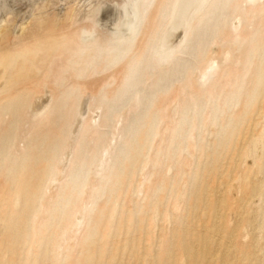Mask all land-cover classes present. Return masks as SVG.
Returning <instances> with one entry per match:
<instances>
[{"label": "bare ground", "instance_id": "obj_1", "mask_svg": "<svg viewBox=\"0 0 264 264\" xmlns=\"http://www.w3.org/2000/svg\"><path fill=\"white\" fill-rule=\"evenodd\" d=\"M186 1L138 0L129 36L115 42L80 38L77 25L94 20L90 12L80 19L81 2L59 23L52 15L33 28L23 23L15 39L0 31V260L29 262L36 254L37 262L112 264L120 250L112 232L125 231L129 250L139 253L145 213L151 231L168 196L164 219L190 225L175 228L173 247L169 234L159 235L153 264H264V156L255 157L264 149V0H198L178 39L164 46L175 10ZM214 46L222 48L218 60L210 57ZM90 97L99 98L102 119L77 120L72 147L74 112ZM123 110L133 113L123 117ZM198 131L213 136L207 146L214 152L205 154L207 138ZM152 148L141 165L149 172L137 184L135 165ZM222 152H231L230 177L219 179ZM207 158L196 187L190 168L195 162L200 169ZM134 189L143 196L137 205ZM194 189L206 202L195 223ZM185 202L194 213H180ZM153 237L144 238L147 256Z\"/></svg>", "mask_w": 264, "mask_h": 264}, {"label": "rangeland", "instance_id": "obj_2", "mask_svg": "<svg viewBox=\"0 0 264 264\" xmlns=\"http://www.w3.org/2000/svg\"><path fill=\"white\" fill-rule=\"evenodd\" d=\"M79 1V2H78ZM84 1V2H83ZM33 0V2L30 4V7L27 9V11L25 12V14L23 15V17L20 19L21 21L17 24V26L16 27H11V28H9V29H0V31L1 30H6V31H4L5 33H4V35L5 36H7L10 40H11V38L12 39H15V37L17 38L18 37V33L19 32H21L22 31V29L23 28H25L24 26H29L30 28L32 27H34L35 25H37V24H41V23H45L46 22V20H48V16H51V19H53V20H55V19H58V20H56L58 23H59V21L61 22L62 21V19H64V18H66L65 16L67 15V14H69V12H70V9H69V7H71V6H74L75 8L77 7V5L78 4H80V2H81V4H83V6L82 5H80V7H79V5H78V7L76 8L77 9V13H79V12H81V13H79V16H81L80 17V19H82V16L84 17L85 16V13L86 12H90L89 13V16H88V18H90V20H92V19H94L93 20V22H91V23H88V24H90V26H88V24L86 23V22H81V24L79 23V25H77V28H78V33H79V36H80V38L82 39V37H83V41H87V40H91V39H93L92 37H94V39L95 38H97V37H99V36H103V38H105V39H107L108 41H112V42H115V41H118V40H121V39H124V38H126V37H123V36H129V33L131 32V29H132V25H129V24H132V20H134V17L133 16H135V15H133L135 12H136V5L138 4V0H135L134 2H132L133 0ZM181 2L183 3L184 2V0L182 1L181 0ZM180 2V3H181ZM187 3H185L186 5H182V8H181V6H179V7H177L176 8V13L174 14V17H173V20L171 21V23H170V25H169V27H168V29H167V33H166V40L163 42V44H164V46H171L172 44H174L175 43V41L178 39V36L181 34V30H182V28H183V26H184V24L186 23V21L190 18V14H192V11H194V8L197 6V4L200 2V1H198V0H187L186 1ZM135 5H134V4ZM63 4V5H62ZM74 4V5H73ZM133 4V5H132ZM45 5V6H44ZM130 5V6H129ZM32 6V7H31ZM67 6V7H66ZM79 8H80V10H79ZM134 9V10H133ZM183 9V10H182ZM132 10V11H131ZM182 10V11H181ZM185 10V11H184ZM56 11V12H55ZM84 11V12H83ZM125 11V12H124ZM134 11V12H133ZM65 12H66V14H65ZM68 12V13H67ZM83 12V13H82ZM186 12V13H185ZM38 13V14H37ZM130 13V14H129ZM131 13H133V14H131ZM82 14V15H81ZM136 14V13H135ZM183 14V15H182ZM187 15V16H186ZM39 16V17H38ZM60 16V17H59ZM63 16V17H62ZM131 18H130V17ZM176 16V17H175ZM127 17V18H126ZM39 18V19H38ZM130 19H131V21H130ZM39 22H38V21ZM129 20V21H128ZM24 21V22H23ZM30 21H32L31 23H30ZM42 21V22H41ZM96 21V22H95ZM37 22V23H36ZM176 22H177V24H176ZM23 23H25V24H23ZM32 23H33V25H32ZM36 23V24H35ZM85 23V24H84ZM22 26H21V25ZM82 25H84L83 27H82ZM173 25V26H172ZM40 26V25H39ZM78 26H81V27H78ZM95 26V27H94ZM131 26V27H130ZM19 27H22V28H19ZM106 27V28H105ZM110 27V28H109ZM129 27V28H128ZM174 27V28H173ZM82 28V29H81ZM91 28H93V29H91ZM131 28V29H130ZM173 28V29H172ZM18 29H21L20 31L18 30ZM87 29V30H86ZM118 29V30H117ZM120 29V30H119ZM175 29V30H174ZM17 30H18V32H17ZM97 30V31H96ZM26 31V29L24 30V33H26L25 32ZM127 31H129V32H127ZM14 32H16V34H14ZM82 33V34H81ZM125 33V34H124ZM126 33H127V35H126ZM124 34V35H123ZM81 35H83V36H81ZM97 35V36H96ZM123 35V36H122ZM168 35H170V36H168ZM118 36V37H117ZM88 37V38H87ZM121 37H123V38H121ZM112 38V39H111ZM87 39V40H86ZM172 43V44H171ZM222 48H220V47H218V46H214V47H212L211 48V51H210V57H212V59H214V60H218V59H216V58H218L217 56H219V55H221V50ZM224 49V48H223ZM213 51V52H212ZM219 52H220V54H219ZM219 54V55H218ZM219 58H220V56H219ZM195 76L197 75V72L194 74ZM102 76V75H101ZM100 76V77H101ZM198 76V75H197ZM86 98H83L82 99V101H80L78 104L79 105H77V107H76V110H75V112H74V117H73V126L71 127V129L69 130V133H68V138H71V136L72 135H74V136H72V138L70 139V146H72L73 147V144H74V142L78 139L77 137L79 136L78 135V133L80 132V129H81V124L79 123V125H77L78 123H76V122H78L77 120H79L80 122L81 121H84V120H87V118H88V120H90L91 122H93V124H98L100 121H101V119H102V115H103V111H99L98 112V110H97V104H98V102L100 101L99 100V98H97V97H94V98H92V97H90V98H88L86 101ZM89 101V102H88ZM51 103V101H49V103L47 104V106L46 107H48L49 106V104ZM81 103V104H80ZM83 105V106H82ZM79 106H80V108H79ZM80 109V110H79ZM84 110H85V113H83L84 112ZM97 110V111H96ZM96 111V112H95ZM124 111V112H123ZM122 111V113H121V115H123V117H127V115H126V112L128 113L129 111H127V110H123ZM126 111V112H125ZM81 113H83L82 115H84L83 117L82 116H80L79 114H81ZM131 113V114H130ZM132 113H133V111L132 112H129L128 113V116H131L132 115ZM29 115L30 116H35L36 117V115H34L33 113H32V111H30L29 112ZM78 115H79V117H78ZM101 115V116H100ZM82 117V118H81ZM95 117V118H94ZM123 117L121 118L122 120H123ZM92 118V119H91ZM94 121H96V122H94ZM121 121V120H120ZM116 122V121H115ZM115 122H112V127H115ZM114 125V126H113ZM111 127V128H112ZM28 128V125H26L25 126V129H27ZM113 129V128H112ZM112 129L110 130V129H105V131L106 132H109L108 130H110V131H112ZM74 131H75V133H74ZM199 132V131H198ZM80 134V133H79ZM199 134H200V132H199ZM196 135H198V133H196ZM204 135V136H203ZM207 137H206V136ZM202 136H203V138H207V140L206 141H204V149H205V154H208V153H212V151H213V149L212 148H210V147H208L207 146V143L209 144V143H211V142H209L210 140L212 141L213 140V136L212 135H209V134H200V136L198 135V138H200V139H203L202 138ZM236 139H240L239 137L237 138V136H236ZM236 139H235V137H233L232 138V141H234V142H237L236 141ZM154 140H156V138L154 139ZM241 140V139H240ZM239 140V141H240ZM158 142V140H156V142L155 141H153V144H154V146H156V144L155 143H157ZM114 146V144L112 145V147ZM205 146H207V147H205ZM233 146L235 147L236 145L234 144H232L231 145V147L230 148H232L233 149ZM116 147V146H115ZM237 147H239V146H236V148ZM258 148V147H257ZM199 150L200 149H197L196 151H195V156L197 157V156H199L200 155V152H199ZM150 151V152H149ZM198 151V152H197ZM230 151V150H229ZM196 152H197V154H196ZM214 152V151H213ZM150 153V154H149ZM199 153V154H198ZM225 154H226V156H225ZM229 154H231V152L229 153V152H222V154H220L219 155V157L221 158H219L218 159V162H217V164H218V173H219V175L221 174L222 176H220V177H218L219 179L221 178V179H223L224 177L226 178V176H228V178L230 177L229 175H228V172L226 171V167H227V163L230 161L229 159H227V158H230L231 159V157H228L229 156ZM151 155H153V148H152V151H151V149H149L148 150V152H145V154L142 156L143 158H141V159H139L138 160V162H137V164L138 163H140L139 165V167H138V165L136 164L135 166H136V168H137V170H136V173H135V181H136V183L137 184H139L140 182H143V180H141V178L142 179H144L146 176H147V173L149 172V168L148 169H145V168H142L141 167V165L142 166H144V162L142 161V159L145 161V159L146 158H149ZM149 156V157H148ZM263 157L264 156V149H262V148H258L256 151H255V157ZM206 160H209V158H207V159H205L204 160V165L203 166H200V169L198 168V167H196V166H198V164L196 165V163L195 162H193V166L190 168V172H189V179H190V182L193 180V178H194V175H196V178H199L198 179V182H196L195 181V178H194V181H195V186L196 187H198L199 186V184H200V182H201V176H202V173H204V171H205V166H207L208 165V162L209 161H207L206 162ZM219 160H220V162H219ZM223 160H225V162H223ZM248 160V161H247ZM246 160V163L248 164V165H252L253 163H252V159L251 158H248ZM142 161V162H141ZM223 162V163H222ZM207 165H206V164ZM220 163H222L223 165H224V168L222 167L223 165L222 164H220ZM58 164L60 165V166H63L64 164H65V160H64V158L62 159H59V162H58ZM196 165V166H195ZM220 168H222V169H220ZM144 169V170H143ZM197 169H198V171H197ZM202 169V171H199V170H201ZM97 170V169H96ZM95 170V171H96ZM197 173H196V172ZM222 171H225V172H222ZM192 172V173H191ZM201 174H200V173ZM220 172H222V173H220ZM146 174V175H145ZM145 175V176H144ZM224 175V176H223ZM199 176V177H198ZM140 177V181H138V178ZM218 178L216 179V180H218ZM201 179V180H200ZM194 183V182H193ZM197 184V185H196ZM52 185H54V186H52ZM212 185V184H211ZM214 185V186H213ZM212 186L213 187H215V188H213V189H215V191H219V192H221V190H222V187H219V188H217L216 186V184H213ZM48 186H49V188L51 189V190H54V189H56V187L58 186V183H53V182H51V183H49L48 184ZM194 186V185H193ZM211 186V187H212ZM52 187V188H51ZM196 189V188H195ZM194 189V191H193V194H194V192L196 191ZM211 189V188H210ZM190 191H191V189H190ZM210 191V190H209ZM126 192V191H125ZM131 192V195L133 196V204H135L136 203V205L137 204H139L143 199H142V195H139V194H136L135 193V189L134 190H131L130 191ZM210 192H212V191H210ZM215 193V192H214ZM214 193H212L213 195H214ZM156 197L151 201L152 203H154V202H156V201H158L159 200V195H155ZM103 197H104V195H103ZM167 197L168 196H166L165 197V199H163L162 200V203L158 206V210H159V213H158V211H157V213H156V215L154 216V222H153V225H155L154 226V228L153 229H151V231H147L148 230V222H149V220H150V215H151V213H145V215H144V217L143 218H145V219H143L142 220V224H143V228H142V232H141V235H142V243H141V245H143V246H141V248L138 250V252L139 253H137L136 251H135V253L134 252H132V251H130L129 249V247H130V243H128V241H129V238H130V235H128V236H126L125 235V231H123V233H120V235L118 234V235H116V236H114V232H112L113 233V235H112V233H111V235L113 236L112 237V239H113V241L115 242L114 244L116 245V246H118L119 248H120V250L116 253V254H118V255H116V258L117 259H115L114 258V260H112L113 261V263L112 264H144V263H146V264H151V262H152V264H153V261L154 260H152V259H155L156 257H158V256H156L157 254H158V248H160L159 246H160V243H161V240H160V237L161 236H159V235H162V233H167V234H169L170 235V237H171V242H172V244H171V246L173 247V245L175 244V242H176V240H175V238H174V236L172 237V234L177 230V229H175V228H178V227H180V226H182L183 228H187V227H189V225L190 224H188V223H186V221H184V219L182 218V219H180V225L179 226H177V224H172V221H171V217L169 216L168 217V219H164V214L166 213V211H168V209H167V207H168V203L167 202H169L168 200H167ZM197 195H193V196H191V198L193 199L192 201H196V203H199V205L201 206H198V208L196 209V210H194V212H192L190 209L188 210V207H187V205L188 204H186V202H185V204L183 203V205L180 207V213L182 214V211H183V214L182 215H187L188 213H189V211H191L192 213H194L193 214V217H194V220H193V222L195 221V219L197 218V217H199V216H201L202 217V214H205V209H204V205H205V200L204 199H202V200H199V198L197 199ZM113 199V200H112ZM155 199H156V201H155ZM196 199V200H195ZM213 199V198H212ZM112 200V202H114L115 200H116V198L115 197H111V199H110V201ZM137 202H136V201ZM191 201V200H190ZM198 201H200V202H198ZM120 202V203H119ZM118 203H117V206H116V211H117V213L118 214H120L122 211H120L121 210V201H119ZM164 202H165V204L167 203V206L165 207V205H164ZM256 202H258V206H257V203ZM188 203V202H187ZM162 205V206H161ZM161 206V207H160ZM184 206H186L187 208H185ZM255 206L256 207H260L261 206V202L260 201H255ZM19 207H20V203L18 202L17 203V206H16V209H19ZM119 207V208H118ZM164 207L166 208V210L164 209ZM200 207V208H199ZM162 208V209H161ZM182 208H184V209H182ZM202 208V209H201ZM162 210V211H161ZM203 210V211H202ZM133 211V210H132ZM136 211L137 210H135V212L134 213H136ZM185 211H187V212H185ZM80 212V215H81V217H83L84 215H85V209H83V210H81V211H79ZM81 212H83V213H81ZM197 212V213H196ZM180 214V215H181ZM200 214V215H199ZM199 215V216H198ZM117 216H119V215H117ZM149 218V219H148ZM170 220V221H169ZM145 221V222H144ZM170 222V223H169ZM185 222V223H184ZM195 223V222H194ZM193 223V224H194ZM147 225V226H146ZM173 226V227H172ZM194 226V225H193ZM2 227V226H1ZM0 227V228H1ZM116 226L115 225H113V230L112 231H115V228ZM3 228V227H2ZM173 228V229H172ZM171 229V230H170ZM1 230L2 229H0V233H1ZM161 230H163V232L161 231ZM159 231V232H158ZM168 231V232H167ZM156 232V233H155ZM152 234L153 233V235H154V237H153V245H152V248L150 249V252H149V254H148V256L147 255H145L143 252H145V240H144V238H145V236L147 235V234ZM158 233V234H157ZM134 236L135 237V235H136V232L134 233L133 232V230H131V236ZM158 235V237H156ZM128 237V238H127ZM157 240H158V242H157ZM128 243H126V242ZM24 242H25V239H24ZM26 242H27V240H26ZM25 242V243H26ZM119 242V243H118ZM124 243H125V245H124ZM174 243V244H173ZM124 245V246H123ZM159 245V246H158ZM123 246V247H122ZM126 248L128 249L126 252H125V250H126ZM142 250H143V252H142ZM156 250V251H155ZM170 250V249H169ZM156 252V253H155ZM137 254V255H136ZM132 255V256H131ZM136 255V256H135ZM1 256H3V255H1ZM34 257L29 261V262H26L25 261V259H20V261H18L16 264H49V263H51V264H54V262L52 261V262H50V260L51 259H49V258H45V260L43 259V260H41V261H39V262H37V255L36 254H34L33 255ZM140 256V257H139ZM5 258H3V260H0V264H10V261H9V258H7V255H5L4 256ZM145 258V259H143V258ZM120 258V259H119ZM142 258V259H141ZM47 259V260H46ZM140 260H141V262H140ZM144 260V261H143ZM46 261V262H45ZM72 260H70V262H71ZM126 261V262H125ZM45 262V263H44Z\"/></svg>", "mask_w": 264, "mask_h": 264}, {"label": "water", "instance_id": "obj_3", "mask_svg": "<svg viewBox=\"0 0 264 264\" xmlns=\"http://www.w3.org/2000/svg\"><path fill=\"white\" fill-rule=\"evenodd\" d=\"M33 0H0V29L16 27Z\"/></svg>", "mask_w": 264, "mask_h": 264}]
</instances>
